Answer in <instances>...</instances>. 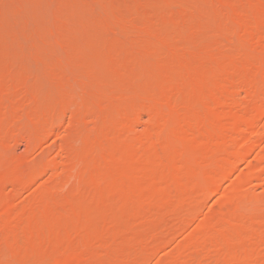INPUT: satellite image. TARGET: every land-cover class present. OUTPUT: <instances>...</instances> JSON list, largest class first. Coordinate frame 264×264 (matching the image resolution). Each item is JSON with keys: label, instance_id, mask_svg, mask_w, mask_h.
Here are the masks:
<instances>
[{"label": "bare ground", "instance_id": "obj_1", "mask_svg": "<svg viewBox=\"0 0 264 264\" xmlns=\"http://www.w3.org/2000/svg\"><path fill=\"white\" fill-rule=\"evenodd\" d=\"M72 1L75 4V0ZM77 1L82 3L79 5L82 11L94 14L92 33L96 34L94 30L98 28L114 36L104 37L105 47L97 41L100 47L102 45L99 49L107 50L108 53L102 54H108L105 57L114 68L111 81L121 79L124 68L131 73L146 68V83L140 87L122 86L124 90L118 93L120 87L116 86V89L111 86V91L100 89L101 85L92 87L93 79L99 77L94 76L98 71L92 66V74L91 70L87 75L81 73L89 82L83 84L92 85L93 91L98 90L102 95L97 94L100 101L94 99L92 103L84 96L82 104L74 102L76 106L62 105L58 110L65 113L71 107L69 126L74 127L67 135L71 142L59 147L63 163L60 160L51 164L49 159L47 163L43 160V164L38 160L31 165L15 162L6 173H1L0 264L6 261L12 264H147L150 258L165 250L176 230L184 232L188 227L190 216L186 209L192 210L199 202L198 205L204 202L199 194L216 193L225 182L232 183L223 188L222 205L235 207L230 209L235 210L234 214L231 212L229 216L221 211L227 216L224 214L218 222L204 221L195 231L187 233L184 242L177 244L174 251L165 254L168 257L163 256L156 264H264V207L256 210L258 215L254 212V217L246 212L251 203L258 208V200L254 201L253 197L249 204L248 186L264 182V0ZM59 3L64 4L60 0ZM74 6L73 12L78 4ZM207 10L214 14L218 24L213 25L216 31L209 29ZM234 38L237 45L230 48L228 44L231 46ZM88 41L87 48L93 45L99 50L93 40V43ZM65 46L69 49L67 43ZM125 49L130 56L122 59L120 53ZM80 53L79 58H85V62L93 61L85 50L81 49ZM82 63L79 65L83 68ZM97 64L101 66L100 59ZM8 65L0 66V131L2 134L7 131L16 138L26 124L19 126L20 117L26 114L35 123L33 138H48L54 131L57 109H33L35 106L27 103L30 99L25 94L24 98L20 89L13 86L18 75L12 78V65L10 68ZM128 76L132 80L130 73ZM242 91L246 94L244 99L238 96ZM144 114L150 116V122L148 127L144 126L143 133L136 134L135 124ZM75 139L79 145L74 144ZM29 141L35 140L29 136ZM178 141L182 143L175 147ZM72 143L79 148L74 149ZM9 144H3L4 148H9ZM207 152L212 156L209 161L204 159ZM254 154V162L239 174L241 164ZM185 156L204 164L201 176L192 172L195 168ZM50 169L55 171L50 182L34 190L31 198L20 204L21 192L32 187ZM130 177L134 179L131 185L123 181ZM70 178H75L77 185L64 190V182ZM240 212L246 215V221L241 219L244 216ZM175 213L180 217L175 222L168 221L176 217ZM127 215L137 217L139 222H152V226L140 232L135 230L133 238L131 234L130 240L123 242L122 234L130 233L126 229L131 227V221L129 225L114 222L118 216ZM114 226H122L119 231L125 230L119 234L123 244L120 247L119 243H111L114 239L106 242L107 236L115 237L110 236L115 232ZM43 231L49 234L44 235L47 233L42 234ZM134 245L137 246L135 251L130 249L135 248ZM3 248L10 254L4 263L1 260L5 254Z\"/></svg>", "mask_w": 264, "mask_h": 264}, {"label": "rangeland", "instance_id": "obj_2", "mask_svg": "<svg viewBox=\"0 0 264 264\" xmlns=\"http://www.w3.org/2000/svg\"><path fill=\"white\" fill-rule=\"evenodd\" d=\"M16 1L17 0H15V1L14 0L13 1H11V0H0V8L1 7L3 8V9H0V43H1L0 44V66L2 65L1 67H3V66L4 67H7L8 64L9 65L10 64L12 65V67L8 65L9 68L11 67V71H12V74H13L12 78L13 77L14 78H17L18 77L19 78V79L17 78L18 80L17 79H14L15 81L13 83V86L16 87L17 89H20L18 91L21 92V95L24 96V98L27 96V98H29L31 100V101L29 100V102H27V103L31 104L32 107L35 106V108H33V109H36V107L39 108L38 110H40V108H42L44 110V107H45V109H48V111L49 110H52V109H55V110L57 109L55 111V114H57V115H55V122L53 123V128H52V130L54 129V131L52 133L53 136H52V134H50V136L48 135L49 136L48 138H47V136H46V138H45V136L33 138V137L36 136L35 135L36 134L35 123H33L34 120H32V118H30L29 116L28 117L25 116L26 114L24 115L23 113H22L23 114L22 116L20 115L22 117V118L20 117L21 120L19 119L20 120V123H19V126L20 127H22L26 123L24 125L25 127L24 126H23L24 128L22 127V129H23L22 130V133L23 134L20 133L21 135L19 134L16 138L15 137L13 138V136H11L10 133H8L6 131V132H4V134L7 135V136L6 137H3V135H4V134H2L3 131H0V150H1L0 151V157H1L0 159L3 158L2 160H0V162H1L0 163V176L2 174H4V172L6 173V170L9 169L15 162H16L15 164L27 163V164H30L31 165V164H35L37 162L36 160L40 161V163H42V162L45 163V161L47 163V160L49 159L48 162L51 163V164L52 163H56V161L58 163L60 160L62 161V162L60 161V163H63L64 157H63V155H62V153L60 151L61 148L59 150V147L60 146L63 147L64 145H67L68 142H71V139H68L69 137H67V135L72 132V128H74V127L70 128V126H69L70 125L69 123H71V118H70L71 114H69V113L72 112L71 107L68 109V111L65 110V113H64V111H60V112L58 111V110H61L60 107L62 105L66 106V107L73 106V105L76 106L79 102L81 103L82 100L87 99V98L89 99V100L87 99L88 101H90V102L93 103L94 101L97 100L98 95H102V94L97 93L98 92L97 89H96L97 90L96 92H94L93 89H92V87L95 89V88H97L96 86H99V85H101V86H99L100 89L103 88V90L106 89V90H110V91H111V89H110L111 86H113L114 88H115V86H116V88H119L120 87V89H117L118 90V93L121 92V90L123 91L124 88H125V86H127L129 88V86L132 85V84L134 86H136V87H140V86H142L143 84L146 83V75H147V69L146 68H143V69L142 68H138V70H136L135 73H131V72L125 71L127 69L124 68V71L119 76L123 80H121L120 78H117L118 80L115 79V80H112L113 82L111 81V78L113 77L112 75L115 73V71H112L114 68L110 65V61H109L108 57H105V56H108L107 50L105 49L106 50L105 51V50L99 49L100 46L98 45V42L97 41H101L99 44H103L104 43L107 46V44L103 40L112 37L113 34L110 31L109 32L108 31L107 32L106 31H102L103 29L101 30V29H98V28H95V27L94 28L98 30L99 34L97 33V30H94V31H96V34L92 33L93 28H91V25H94V20H95V19L92 18V15L94 16V14L91 13V12H84V11H82V9H80L81 6H79V5H82L81 2L75 0V4L76 5L78 4L79 7L77 6L75 8L76 11L74 10L75 12H73V6L75 4H73V1L72 0H66L65 3L68 4V6L67 5L65 6L64 1H62V0H60V1L62 3H64L63 6L59 3V0H25V1L24 0H20V1H17V2ZM84 2H86V1H84ZM191 3L192 2L190 1L189 2V6L192 5ZM56 5H57V7H56ZM77 8H78V10H77ZM21 9H23L24 12ZM25 10L27 12L26 14H24L25 13ZM77 11H78V14H77ZM207 12H208L207 13V16H208L207 19L209 18V20H208L207 23H208V26L211 25V26H209V29H212V30L214 29L213 31L218 30V29H215V27H213V25L218 26V24L215 22L214 14L210 13V11H208V10H207ZM64 15H65V17H64ZM66 15L68 16V18H66ZM54 19H56V20H54ZM212 20L215 22V24H212L211 23ZM67 24H69L70 26H67ZM56 25H57V27H56ZM216 28H218V27H216ZM66 29H68V30H66ZM231 29H233L232 26H231ZM56 30H60L59 33H57L58 31H56ZM62 30H64V31H62ZM67 34L70 37L69 36L68 37L67 36L65 37V35H67ZM85 34H86V36H85ZM55 36H56V38H55ZM60 36H62V37H60ZM99 37L100 38L102 37L101 40L99 39ZM104 37H105V39H104ZM88 40H90V41L93 40L94 43L98 45V46L97 45L96 46L98 47V49L100 51L99 50H96L97 49L96 47H95L96 49H94V47H92L93 45H91L92 48L89 47V46L87 48L86 46L87 45H90V44H88L89 43ZM234 41H235V38H234ZM66 43H67L69 49L65 46ZM236 43H237V39H236L235 42H232L231 43L232 44L231 46H230V44H228V45H229L230 48H233V46L236 47V45H237ZM95 44H94V46H95ZM104 44H103V47H105ZM36 45H38V46H36ZM85 47L87 49H85ZM101 47H102V45H101ZM81 49L82 50H85L87 52L86 54H89V56L91 58H93V61L92 60L91 61H87L86 60L87 62H91L90 65L87 64V62L84 61L85 58L83 59V57H81V56L79 58V55L78 54H81L80 53V50ZM66 50H68V51H66ZM72 50H74L75 52L72 51ZM95 51H96V53H95ZM4 52H6L9 55L7 56L6 53H4ZM99 52H101V53H99ZM102 52L103 53L104 52H107V53H106V55L105 54L103 55ZM14 55L16 56L15 57L16 59H14ZM49 55H51V56H49ZM123 56H126V57H123ZM127 56H130V55H129V52L126 49L123 50L120 53V57L122 59L129 58ZM11 59H12V61H11ZM97 59L98 60L99 59L101 60V66L97 64V62H98ZM149 59H150V57H149ZM81 62H84V63H82V65L85 64V66L83 65L85 68L84 67L82 68V66L79 65V64H81ZM13 64H15V65H13ZM86 65H87L88 68H90V66H92L95 70L98 71L97 75H94V76L95 77L99 76V77H97L96 79H93L94 82H92V83L90 82L91 84H93V86L91 85L92 87L90 85H88L89 82L86 80L87 79V76L85 78L82 75V74H85V73H86V75L88 73L90 74V72H91V74L93 73L92 72L93 70H91L92 68L86 69L87 68ZM42 69H44V70H42ZM83 69H85L86 71L83 70ZM55 70L58 73H55ZM88 70L89 71L91 70V71L89 72ZM13 72H15L16 75ZM124 72H126L128 74L130 73L132 75L131 77H133L132 80L129 78L128 74H126ZM3 73H5V72H3ZM74 75L76 77H74ZM63 76L66 77V78H63ZM67 76L69 77V79L67 78ZM141 78L143 79V82H142ZM80 79H85V81H87V82H82V80H80ZM119 79L121 81H123L124 84H122V82ZM23 80H25V81H23ZM103 80H104V82L107 81L108 84L107 83L105 84L103 82ZM137 80L139 82H141V83L136 82ZM25 82L27 84H24ZM44 82H45V84H44ZM75 82H76V84H75ZM111 82H112V85H111ZM125 82H127L128 85L125 84ZM83 83L84 84L85 83H88L87 85L90 86V87H88L87 85H84ZM63 84H65V86ZM77 84H79V85H77ZM29 86H31V87H29ZM73 88H75V90ZM121 88H123V89H121ZM83 89H85V90H83ZM115 89H113V90H115ZM28 90L31 91V92H29ZM103 90L101 91L102 93L106 92V90L104 92H103ZM85 91H86V93H85ZM36 92L39 95H41V94L42 95L39 96V95H37ZM87 92L88 93L90 92L91 94H88ZM107 92H109V91H107ZM114 93H116V91ZM32 95L35 98L37 97L36 100H35V98ZM77 95H79L81 97H79ZM89 95H91V96H89ZM84 96H86V97H84ZM238 96H240L241 99H244L246 97V94H245L244 91H242V92H240L238 94ZM82 97H84V99ZM94 99H96V100H94ZM34 101H35V103H33ZM97 101H100V100H97ZM68 102L70 104H72V105H70ZM74 102H77V104L74 103ZM67 103L69 105H67ZM89 104H91V103H89ZM93 106L94 105L91 104V107H93ZM69 111H71V112H69ZM149 117L150 116L149 115H146V114L142 115V118H140V120L135 124L134 133L141 134V133H143L145 131V128L146 127H144V126H147L148 127V124L150 122V118ZM29 122H30V124H29ZM56 124H57V126H56ZM27 125H29V126H27ZM8 126H9V124H8ZM27 128H29V129H27ZM31 130H33L32 132H34V134H32V132L30 134V131ZM73 130H75V129H73ZM27 132L30 135L27 134ZM73 134H74V132H73ZM24 135H26V136H24ZM29 136L32 137V141L35 140L33 143L29 141ZM25 137H26V139H25ZM54 137H56V138H54ZM66 137H67V139H66ZM2 138L3 139L5 138V139L2 140ZM10 139H12L11 142H10ZM36 139H38V140H36ZM40 139L42 141H40ZM175 140H178V139H175ZM64 141H67V142H64ZM179 141H180V139H179ZM179 141L177 142V145L175 147L179 146L182 143L181 142L179 144ZM6 142L7 143L8 142L10 143L9 144L10 147L8 146L9 148H4L3 144H6ZM35 142H37V143H35ZM175 142L176 141H173V143H175ZM61 143H63V144H61ZM74 144L79 145L80 143H79V141H77L75 139V143ZM74 144L72 143L73 148L74 149H78L79 147L76 148L74 146ZM56 148H57V150H56ZM210 155H211V152H207L206 155L204 156V159L209 161L208 158L211 159V157H212ZM255 157L256 156L254 154L253 157L252 156L250 157V158H252V160L249 158L250 160L247 159L245 162H243L241 164V166H240V170L238 171V173L240 174L241 172H244L245 170H247L249 164L251 162L252 163L254 162ZM186 158H190V156H185V159ZM185 159H184V161H185ZM43 160H45V161H43ZM52 160H54V161H52ZM247 161H248V163H247ZM188 162H190L192 164V165H190L192 168L193 167L195 168V169H193L194 171H192L195 175L201 176L202 173H204L205 168L202 167V166H204V164H202V162H199V160L198 161L195 160V158L188 159ZM173 169H174V167H173ZM50 170L47 171L48 173L44 174L45 177H44V175L43 176L41 175L40 176V179H38L37 182L32 185V187L27 188V189H25V190H23L21 192V195L22 196L20 195V198L21 199L19 198V201H22V202H20V204L23 203V202H25V200H28L29 197L31 198L32 192H34V190L42 187L44 184L47 185L48 182H50V180L52 179V177L55 175V171L53 169H50ZM195 171H197V172H195ZM48 178H50L49 181H48ZM57 180H58V178H57ZM60 180L61 179H59L58 181L60 182ZM71 180L72 179L70 178V179H67L64 182V185H65V186H63L64 187V190H66V189L68 190L69 188L71 189L72 187H74V186L77 185L76 184V181H75L76 180L75 178H74V180H72V181ZM126 180L127 179H125L123 181L126 182V183L128 182L130 185L134 181V179L131 178V177H130V179L128 178L127 181ZM227 183H228V185H231L232 182L230 184H229V182H225V184H224L225 188H228ZM224 186L218 192H216V193H208V194H203V195L202 194H199V195H201V197H199V195H198L199 199L204 200V202L201 201L203 203H201V205H198L200 203L199 202L196 205V207L199 206L198 208H196V207L194 208L193 207L192 210L191 209L189 210V208H190L189 207L188 209H186V210H188L187 211L188 216H190V218H189L190 220L188 219V222H190L189 223L190 227L188 225V227H187L188 229L186 228L184 232H182L183 230L182 231H179L178 230L179 231V233H178V231L176 230V233L174 234V237L175 238L173 237L172 238L173 240L171 239L172 241L170 242V244H168V246H166L168 248L165 247V250H163L162 252H159L158 254H156L155 256H153L152 258H150L149 259L150 261L148 260L147 264H156L158 261H160L161 259H163V256L169 255V253H171L174 248H177L178 247V246L176 247L177 244H182L184 242L185 239H183V238L184 237L186 238L187 233H190L191 230L192 231H195L194 228L197 229V227L200 224H202L204 221L205 222L206 221L207 222L208 221H210V222H216L217 221L218 222V220H220L225 213H229V214H227L229 216L231 215V212L234 214L235 210L234 211L233 210L230 211V209H232V208L233 209H236L235 207H232L231 205H229L227 207V205H228L227 203H225V204H227L226 206H224L225 204L222 205V203H224V202H222V200H221L222 199V195L221 194L223 193V191H225V190H223ZM6 189H7L8 192L11 190L10 187H8ZM248 189H249V192H251L250 193L251 194V197L249 196V198H251V199H249V204L251 203L250 201L252 200V197H253V200L254 201L255 200H258L257 201L258 204H256V202H255L256 207H258V208H254L255 207V206H253L254 203H251L250 206H247V207H249V210H246L247 213L248 212L250 214L252 213L250 216H253L254 217V212L256 210L260 209V208L263 209V207H264V203H260L261 201H264V182H257V183L254 182V184H251V185L248 186ZM243 206H245V205H242L241 207H243ZM251 206H253V207L250 208ZM163 207L160 208V211L162 210ZM194 209H196V210L194 211ZM216 209L217 210L219 209L218 212L212 213L214 211H217ZM243 209L244 208H241L240 211H243ZM245 209H248V208L245 207ZM262 209H260V210H262ZM186 210H185V213H186ZM221 211H223L225 213H223V212L221 213ZM227 211H230V212H227ZM263 212H264V210H263ZM263 212H262V214H264ZM181 213H183V212H181ZM176 214H178V213H175V215H174V217L176 216L175 218H172L173 215L172 216L170 215V218H172V220H168V221L175 222L174 220H176V218H179L180 217V216H177ZM256 214L258 215V213L255 212V216H256ZM260 214L261 213L259 212V216H260ZM227 215L225 214L224 216H227ZM240 215H242L241 212H240ZM242 216H244V217H241V219L242 218L245 219V216L246 215L243 214ZM122 217L123 216H118L117 217L118 218L117 219V222H114V223L115 224L117 223L118 225H121V224H124V223H126V225L127 224L129 225L131 223V225H129V226H131L130 228H132V230L129 231L130 228H127V226L123 225V226H125L124 228H127L128 229V230L126 229V231H128V233L130 232L129 234L125 233V234H127L128 237L125 234L124 235L122 234V237L124 236L123 238L121 237L122 239H124L123 242H125V241L127 242L128 239H129V237H131L130 236L131 234H132V238H133V233H136V231L137 232H140L145 227L152 226V222H139V219L137 217L132 216V215H129L128 218L126 219V221H125V218L126 217H123V218ZM248 217L249 216H247L246 218H248ZM120 220H122V221L120 222ZM246 220L247 219H245L244 221H246ZM248 220H249V218H248ZM128 221H131V222L128 223ZM117 227L114 226V229L113 230H115V232L112 231V233H111L112 235H110V236H115V237L114 238L113 237L111 238V237H108L107 236L106 237V242L108 243V241L110 242L111 239H114V242H111V243H115V244H118L119 243L120 244L119 247H120L123 244L120 243L122 241L120 240L121 238L119 237L120 236L119 234H120V232L123 231L124 228L122 229V231H119V230H121V227L122 226L121 227L119 226L118 228ZM124 231H123V233H124ZM44 233H47V234H44ZM42 234L48 235L49 233L47 231H45V232L43 231ZM176 235H178V236H176ZM4 247H5V245H4ZM136 247L137 246H135V248L133 247V248H130V249L131 250L132 249L133 250L134 249H137ZM2 250L4 251V248ZM8 251L9 250L4 251L5 254L7 253V256L5 254H3L4 255L3 256V259L4 260L1 259L3 261V263L6 261V259L10 255V254L8 255V253H9ZM165 254H167V255H165ZM165 258L166 257H164V259ZM115 261L119 263L120 262V259H115ZM8 262H11V264H12V261H6L5 264H7Z\"/></svg>", "mask_w": 264, "mask_h": 264}]
</instances>
